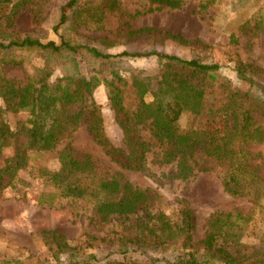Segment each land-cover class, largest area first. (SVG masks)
<instances>
[{"label": "trees", "instance_id": "1", "mask_svg": "<svg viewBox=\"0 0 264 264\" xmlns=\"http://www.w3.org/2000/svg\"><path fill=\"white\" fill-rule=\"evenodd\" d=\"M115 0H100L101 11ZM23 0H0V155L5 148L9 155L0 166V189L14 186L19 170L28 165L29 154L53 151L64 137L85 123L86 130L104 153L120 167L153 175L150 164L158 167L170 165L160 176L186 180L196 170H206L196 160L197 150H203L207 159L223 167L222 185L232 195H246L258 204L264 191V177L260 178L256 168L250 169L248 151L244 145L264 141V131L256 125L252 113L264 115V71L251 62L234 58V70L239 79L249 83L247 90L221 81L226 92V101L218 106L205 99V84L217 80V63H203L196 59H184L155 49L109 53L82 43L66 40L61 34L59 42L43 41L28 32L14 30V20ZM79 0H67L61 6L55 32L67 21V9H75ZM184 0H149L156 9L179 8ZM9 5L5 11L4 6ZM209 4V3H206ZM205 7V5H203ZM88 12V10H85ZM80 13L78 14V16ZM81 17V16H80ZM79 17V18H80ZM153 28L144 27L125 31V37H136ZM185 45L193 41L180 34H168ZM235 40V39H233ZM32 50L43 58L38 67L44 76L37 81L20 85L4 76L5 63L21 64L13 52ZM89 55L95 59H139L154 56L159 63L158 72L138 70L129 75L135 103L128 107L124 103L127 80L114 73L106 80L107 105L114 120L121 128L124 149L113 145L105 135L103 118L98 112L92 92L100 83L95 75L85 77L65 74L54 82L48 80L53 71L51 59L66 56L77 67V57ZM26 112L24 119L10 123L7 112ZM186 114L195 125L181 128L178 120ZM148 128L154 143L144 140L140 131ZM152 147L157 150L151 151ZM152 152L149 159L148 153ZM59 167L56 170L39 168V176L47 192H40L37 203L52 206L56 199L82 202L92 217L114 215L124 220L136 215L128 227L132 235L122 236L114 249L120 258H109L104 264H264V252L247 253L239 243L245 217L240 212L212 215L200 239L195 240L196 218L193 209L183 197L173 215L169 216L157 195L131 183L106 181L94 173L92 156H74L67 146L57 150ZM8 178L7 183L3 184ZM260 205V204H259ZM48 256L43 264H99L95 254L89 253L92 236L77 241L68 240L55 229L39 232ZM90 238V239H89ZM239 243V244H238ZM235 246V252L229 250ZM238 246L241 248L238 249ZM173 250L171 258L165 256ZM140 253L142 261L133 259ZM162 254V255H160ZM0 264H22L17 259L1 260Z\"/></svg>", "mask_w": 264, "mask_h": 264}, {"label": "rangeland", "instance_id": "2", "mask_svg": "<svg viewBox=\"0 0 264 264\" xmlns=\"http://www.w3.org/2000/svg\"><path fill=\"white\" fill-rule=\"evenodd\" d=\"M19 1L12 0L13 3ZM23 1L18 7L14 30L28 32L43 41L59 42L61 34L70 42L95 46L109 53L155 49L184 59L217 63V80L206 83L204 88L206 101L214 106L226 101V92L219 84L221 81L227 80L242 90L249 88V83L239 79L233 68L235 54L264 71V0H184L181 7L171 9H156L155 4H150L149 0H115L103 11L98 7L100 0H79L75 9L66 10L67 21L57 32L53 26L58 22L61 6L67 0ZM9 6L5 5L4 10ZM144 27L153 28L154 31L132 38L125 37V31ZM168 34H180L193 41V44L185 45L170 38ZM12 56L21 64H3L5 77L22 86L44 76L38 69L43 58L36 51L16 50ZM76 57V70L75 63L66 56L51 59L49 63L53 65V71L48 80L54 82L75 71L85 77H98L100 83L93 89L92 96L99 105L98 112L103 118L105 135L113 145L124 149L121 128L107 105V86L104 81L113 80L114 73L126 79L124 103L133 107L135 99L129 75L138 70L158 72L157 58L101 60L86 54ZM252 116L256 125L264 131V115L254 112ZM25 117L26 112L6 113L10 123ZM178 124L184 129L194 126L195 122L182 114ZM140 133L144 140L154 143L148 128L141 129ZM64 146L76 157L89 153L94 162V173L106 181L115 180L120 184L128 182L150 190L151 194L159 197L157 200L161 201L169 216H176L173 215L178 206L176 197L185 198L196 218L195 240L203 236L212 215L240 212L245 217L239 236L243 250L247 253L256 250L264 252V191L258 204L249 196L229 193L222 185V165L207 159L200 148L196 160L209 169L196 170V174L186 180L160 176L161 171L170 170V165L158 167L150 164L154 176L124 169L104 153L86 130L85 123L81 122L69 137L59 142L55 150L30 153L28 165L19 170L16 184L0 189V261L17 259L22 264H43L48 251L39 232L46 229H55L70 241L81 240L85 235L92 236L89 238L92 246L87 251L99 258V264H104L109 258H120L113 251L122 236L133 234L134 230L128 224L135 221L136 215H130L124 220L114 215L92 217L83 206L84 203L76 204L61 198L56 199L52 206L37 203L39 193L49 190L39 176L38 169H58L57 150ZM155 150L157 148L152 147L151 151ZM244 150L248 151L249 168H256L258 176L264 177V141L246 143ZM152 152L148 153L149 159ZM9 153L10 149L5 148L0 155V166ZM228 248L233 253L236 250L233 245ZM172 252L168 250L165 256L171 258ZM132 256L136 261L144 259L138 252Z\"/></svg>", "mask_w": 264, "mask_h": 264}]
</instances>
